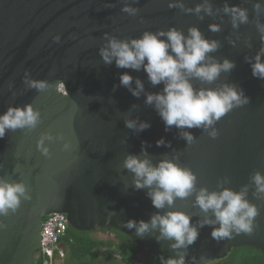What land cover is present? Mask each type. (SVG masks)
I'll return each mask as SVG.
<instances>
[{"label": "water", "instance_id": "water-1", "mask_svg": "<svg viewBox=\"0 0 264 264\" xmlns=\"http://www.w3.org/2000/svg\"><path fill=\"white\" fill-rule=\"evenodd\" d=\"M171 2L0 0V114L28 104L40 113L35 127L9 129L0 138V181L23 183L26 191L15 210L0 214V264H39L43 222L53 213L65 214L76 230H117L167 264H206L241 246L264 252V193L257 192L252 179L257 172L264 174V79L253 76L251 67L264 49V0H175L182 8H170ZM125 4L137 8L136 15L123 12ZM197 5L204 6L199 13ZM209 5L211 14L204 10ZM226 5L246 9L247 22L234 27ZM212 24L220 30L211 31ZM193 26L218 42L208 54L213 61L235 62L211 83L191 76L194 89L235 85L249 97L207 130L166 127L155 105L146 103L149 93L163 92L164 82L153 85L143 66L119 68L100 55L106 34L130 41L146 31L175 27L187 36ZM125 72L133 77L132 88L137 79L142 81L139 96L121 85ZM28 80H45L48 87L37 90ZM128 119L137 121V129L126 126ZM140 122L150 126L138 130ZM184 132L194 136L191 144ZM161 138L164 143L158 146ZM129 154L148 158L153 165L173 160L190 168L197 178L194 191L164 209L155 208L149 188L137 189L133 173L124 167ZM205 187L210 192L246 187L245 198L259 209L252 231L214 239L212 231L219 224L201 226L206 217L215 219L214 213L195 203ZM169 210L190 215L199 233L194 243L173 249L174 240L157 239L158 228L138 236L135 228L126 227L130 220L150 221Z\"/></svg>", "mask_w": 264, "mask_h": 264}, {"label": "clouds", "instance_id": "clouds-1", "mask_svg": "<svg viewBox=\"0 0 264 264\" xmlns=\"http://www.w3.org/2000/svg\"><path fill=\"white\" fill-rule=\"evenodd\" d=\"M169 7L182 8L183 4H177L173 0L169 3ZM202 7L204 6L197 5L195 11L199 13ZM256 8L259 9L260 5L257 4ZM204 10L211 14L210 5ZM122 11L134 16L138 9L125 4ZM224 11L231 14L234 27L248 20L247 10L239 6L226 5ZM210 30L219 31L220 26L212 24ZM260 31L264 33V26L260 27ZM165 36L167 39H161ZM106 38L107 44L100 49V55L106 64L115 61L119 68L137 70L143 66L153 85L164 82L163 92L149 93L146 103L155 105L166 127L173 125L178 128L203 126L207 130L233 107L247 103L249 100L243 90L235 85H225L220 89L201 88L198 91L194 89L190 82L191 76L211 83L219 77L221 72H229L235 67V62L232 60L226 58L223 62H218L208 56L210 52L218 48V42L205 38L198 27H191L187 36L173 27L167 32L163 30L158 33L146 31L140 38L130 41L107 37V34ZM56 39L58 40L59 37ZM251 67L253 76L264 79V49L256 54ZM132 81L131 74L127 72L121 74V85L129 87L133 95L139 96L144 85L137 79L136 87L132 88ZM26 82L29 87L41 91L48 87V82L45 80ZM64 94L68 95L66 91ZM39 117V111L31 104L23 107H9L6 112L0 114V138L9 129L35 127ZM126 126L130 129H137V121L128 119ZM149 126L148 122H140L138 130H144ZM210 135L214 138L217 133L213 130ZM183 136L189 144L194 140L190 132H184ZM47 138L52 139L53 137L49 135ZM163 143V138L157 141L158 146ZM40 144L43 145V138ZM64 147L67 149L70 144L66 143ZM47 151L45 148L44 152L47 153ZM124 167L133 173L137 189L149 188L148 195L157 209L172 205L175 198L187 197L195 189L197 179L195 173L173 160H162L158 165H153L148 158L142 159L138 155L129 154L124 161ZM252 179L257 186V192L264 193V174L257 172ZM25 194L23 183L0 181V214H6L9 209L15 210L20 204V197ZM246 194V187L239 192L230 188H224L219 192H210L206 187L201 188L196 195L195 203L205 213L212 210L215 216V219L206 217L201 221V226L218 223L219 227H215L212 231V237L217 240L230 237L233 231L237 234L251 232L259 209L245 198ZM126 227L135 228L138 236H143L144 233L158 228L160 237L157 239L174 240L173 249L191 245L199 234L198 229L191 223L190 215L182 210H169L165 214L157 213L151 217L150 221L142 219L138 224L135 220H130Z\"/></svg>", "mask_w": 264, "mask_h": 264}, {"label": "trees", "instance_id": "trees-1", "mask_svg": "<svg viewBox=\"0 0 264 264\" xmlns=\"http://www.w3.org/2000/svg\"><path fill=\"white\" fill-rule=\"evenodd\" d=\"M96 231L114 232L118 241L103 240L94 234ZM61 245L67 251L64 264H71L72 261L76 264H94L117 259L112 255L117 256L125 264H167L154 255H147L141 261L138 257L139 246L128 236L114 229L80 231L69 227L66 236L61 240ZM206 264H264V252L251 246H241L234 248L226 257Z\"/></svg>", "mask_w": 264, "mask_h": 264}, {"label": "built area", "instance_id": "built-area-1", "mask_svg": "<svg viewBox=\"0 0 264 264\" xmlns=\"http://www.w3.org/2000/svg\"><path fill=\"white\" fill-rule=\"evenodd\" d=\"M68 228V219L63 213H53L44 219L41 248L37 255L41 264H62L65 261L67 255L61 240Z\"/></svg>", "mask_w": 264, "mask_h": 264}, {"label": "rangeland", "instance_id": "rangeland-1", "mask_svg": "<svg viewBox=\"0 0 264 264\" xmlns=\"http://www.w3.org/2000/svg\"><path fill=\"white\" fill-rule=\"evenodd\" d=\"M94 234H96L99 238H101L103 240H115L116 242L118 241V237H117V235L114 232H110V231H96ZM112 253H113V251H112ZM112 257L113 258H117V259L109 260V261H105V262H100V263H94V264H125L120 259H118L117 256L115 257V256L112 255ZM138 257H140V260L142 261L145 257H147V254L145 252H141L140 251ZM71 264H76V263L74 261H72Z\"/></svg>", "mask_w": 264, "mask_h": 264}]
</instances>
